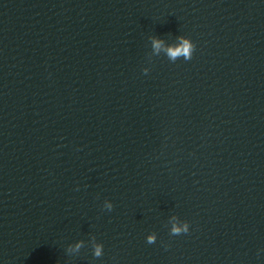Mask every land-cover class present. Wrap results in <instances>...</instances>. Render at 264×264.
Returning a JSON list of instances; mask_svg holds the SVG:
<instances>
[{"label": "clouds", "instance_id": "clouds-1", "mask_svg": "<svg viewBox=\"0 0 264 264\" xmlns=\"http://www.w3.org/2000/svg\"><path fill=\"white\" fill-rule=\"evenodd\" d=\"M179 44L175 46H167L165 47L163 41L159 39H153L152 44H153V49L158 53L161 49H163L169 59L171 60H176L178 57L183 56L186 60L191 59L192 52L194 50V45L188 40L185 39L184 37L179 38ZM106 207L108 208L109 211L113 209V205L111 203L106 204ZM187 233L188 232V225L185 224L183 226H178L177 224H173L171 228V234L172 235H180L181 233ZM147 243L153 244L156 242V237L155 235H149L147 237ZM80 244L76 245V249L78 250L80 248ZM94 255L96 257H100L102 255V246L101 245H96L95 246V252Z\"/></svg>", "mask_w": 264, "mask_h": 264}]
</instances>
